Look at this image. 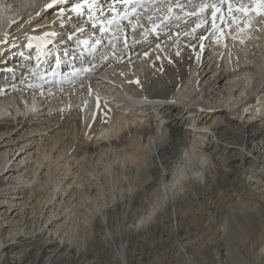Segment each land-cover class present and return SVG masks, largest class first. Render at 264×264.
Masks as SVG:
<instances>
[{"label":"bare ground","instance_id":"obj_1","mask_svg":"<svg viewBox=\"0 0 264 264\" xmlns=\"http://www.w3.org/2000/svg\"><path fill=\"white\" fill-rule=\"evenodd\" d=\"M41 1L0 0V62L22 56L0 65V264H264L260 18L203 50L117 20L115 56L105 36L73 83L54 57L23 66L33 37L74 47L83 19Z\"/></svg>","mask_w":264,"mask_h":264},{"label":"snow or ice","instance_id":"obj_2","mask_svg":"<svg viewBox=\"0 0 264 264\" xmlns=\"http://www.w3.org/2000/svg\"><path fill=\"white\" fill-rule=\"evenodd\" d=\"M117 5L125 7L118 9ZM44 7L57 10V20L61 23L71 24L73 16L83 18L81 23L74 25V30L68 35V40L74 42V47L49 49L47 46L52 44V40L44 39L43 43L36 46L38 50L34 57L38 62H43L46 57H54L51 75L63 76L65 80H71L73 83L77 77L94 73L100 66L96 62L97 59L108 60L107 55L97 56L98 49L105 46V36L107 45L115 56L117 43L113 42V37L116 35L113 28L118 27L117 20L127 21L132 32L143 29L145 33L157 38L165 33L169 39H172L174 34L187 37L198 35L201 50L206 47L203 41L206 38L211 40L216 37L217 30L224 32L225 29H232L234 25L239 27L240 24L247 27L257 18H260V23H264V0H196V2L194 0H109L107 5L103 0H71V4L70 0H50ZM105 12L109 15H105ZM111 13H116V16L109 18ZM172 28H183L187 31L173 33ZM120 31L124 33L123 44L124 48H127V31L125 29ZM44 35L48 37L56 33ZM231 38L237 39L235 35ZM32 39L39 41L42 38ZM116 40L119 41V37H116ZM217 43H220V38H217ZM188 46L196 48V45L191 43ZM28 47L31 48L33 45L29 43ZM176 55L179 56L180 52ZM62 64L68 65L70 71L61 73L59 70ZM77 64L79 66H76ZM10 87L14 88L15 85Z\"/></svg>","mask_w":264,"mask_h":264},{"label":"rangeland","instance_id":"obj_3","mask_svg":"<svg viewBox=\"0 0 264 264\" xmlns=\"http://www.w3.org/2000/svg\"><path fill=\"white\" fill-rule=\"evenodd\" d=\"M28 9H29V8H28ZM22 75H23V74H22ZM18 199H20V198H18ZM259 199H260V198H259ZM6 207H7V206L5 205L4 208H6ZM14 208H15V206H13V209L11 208L10 210H12V211H11L12 213H15V214H16V213L18 212V211H17L18 209L14 210ZM13 217H16V216H13ZM15 219H16V218H15ZM15 219H14V220H15ZM14 220H13V221H14ZM5 228L7 229L8 227H5ZM6 233H7V232H3V235H6ZM241 247H242V246H241ZM103 262H105V261H104V260L96 261L95 264H103Z\"/></svg>","mask_w":264,"mask_h":264}]
</instances>
